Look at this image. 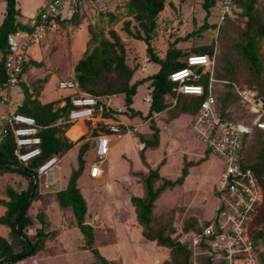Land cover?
I'll list each match as a JSON object with an SVG mask.
<instances>
[{
  "label": "rangeland",
  "instance_id": "1",
  "mask_svg": "<svg viewBox=\"0 0 264 264\" xmlns=\"http://www.w3.org/2000/svg\"><path fill=\"white\" fill-rule=\"evenodd\" d=\"M7 1L0 0V23L7 11ZM46 1L17 0L16 4L20 10L22 9L24 16H27L33 11L38 10L39 12L42 3ZM205 1L166 0L164 10L157 16V27L153 32L152 44L155 53L163 58L171 45L180 48L184 54L195 52L194 48L200 45H213V54H209L221 79H227L223 76L232 73V70L227 71L230 63L233 71L235 70L237 83L255 86L257 90L264 89V36L258 39V52L263 68L261 76H257L251 70L249 61L240 51V44L246 42L245 32L248 29V16L244 12V7L235 2L230 15L221 22L220 3L223 0H217L216 4L210 7L209 15L204 6ZM126 2L127 0H101L100 4L89 2L86 9L81 13L82 25L78 27V30L66 29L68 25L66 24L64 28L60 27L47 33L39 45L30 46L28 59L41 61L43 64L41 66L30 65L26 71L28 72L27 76L24 77L26 79L23 78V80L26 81L30 89H34L33 86L41 87L40 93H36L41 100L59 99L62 94L68 92L67 90L71 91L72 94L77 92L73 89L60 88L59 80L66 79L74 73V66L81 58L83 48L86 49L87 46V42L83 44V41H87L89 38L88 24L99 22L105 27L108 25L106 16H103V20L99 21L101 12L113 10L111 12L119 15L120 20L113 26V29L125 45L128 64L138 65L133 81L159 69L160 63L152 60L147 63L146 72L140 69L144 57H150V55L147 53L146 44L142 40L132 37L125 29V21H130L129 28L132 32L135 33L138 29L136 20L125 15ZM257 11L264 12V7L260 1L255 4L253 9V12ZM205 22L212 25L206 29H201ZM70 26L74 27L72 24ZM254 26L252 29H255ZM107 36L111 38L108 32ZM26 72H23V75ZM149 83L147 81L139 87L136 99L138 98L137 102L140 105L133 104V108L142 112L141 118L138 117L136 121L134 120L140 123L141 127L138 126L139 133L131 132L129 135L125 134L120 138L111 133L110 150L101 165L104 175L99 179L91 178L88 173L91 163L97 160L95 142L91 138L89 150L85 156V170L81 176V186L87 190L88 194L93 189L98 192L94 194L95 198L89 206L90 214L87 216L89 221L87 222L94 227L95 240L93 246L106 257L122 264H162L170 258L169 248L157 245L156 242L149 241L142 235V227L137 221L135 212H133L135 208L130 204L129 198L130 191L134 194H141L143 191L141 184L134 181L135 177L132 175L134 172L131 170L141 171L147 167L140 158V149L137 140L134 138L140 136L141 133L147 137L151 135L150 119L143 117L148 111L150 102L144 101L145 103H142L141 101L142 96L150 95ZM227 90V84L221 82L216 84L215 92L219 96L220 102H222L221 99ZM12 95L11 109H15L22 99V88L19 84L12 87ZM256 97L264 102V98L259 95V92ZM118 98L121 101L117 103L122 105L124 103L123 94H118ZM176 101L175 98L172 100V107ZM226 108L229 112L228 118L231 119L250 122L253 116L251 109L240 99H231V103ZM3 109L0 107V111ZM170 110L172 109L154 116L161 130V144L155 149H147L145 156L153 168L163 158H166L160 173L165 178L175 179L181 174L185 162L188 160L197 161L206 155V151L205 153L202 152V146H204L202 141L195 136L189 127L191 116L182 114L173 118L174 113ZM88 137L89 134L86 135L87 139ZM80 144L81 142L77 145ZM249 149L248 157L254 160L255 156L252 153L254 149ZM73 150L71 156L61 160L64 168L75 165L78 148ZM189 171L190 176L184 182L186 187L168 189L156 201L154 213L160 217L156 219L154 227L156 228L165 222L173 224L176 228V233L173 236H177L192 250L191 264H200L209 250L200 243V234L196 232L199 226L195 227L196 231L187 233L182 232V227L183 223L192 217L197 218L200 227L205 226V223L211 221L216 215V208L220 200L217 185L224 173V162L217 154L210 153L207 160L189 166ZM5 175H9V173ZM7 178L0 175V187L11 181ZM162 181V179L157 180L155 186H158ZM108 182L114 186V189L108 187ZM196 187L197 189H195ZM116 193L118 196H115ZM122 195L126 199H123ZM113 196L117 200H114ZM89 197L91 198V196ZM126 200L128 201L127 204ZM37 206L38 204H34L28 212L34 219V223L28 229V237L31 239L36 237V221L39 222V218L36 217L38 214ZM57 215L54 213V217ZM50 223L48 224L49 229L52 226ZM65 223L67 224V220ZM7 231L6 225L0 223V234L5 236ZM77 232L72 236L69 231H61L58 233L57 240L55 237L48 241L46 239L45 246L38 256H31L11 264H88L93 262L96 256L91 249L83 252L76 246L78 239L82 237V233L78 229ZM259 248L264 252V244H261ZM233 264H261L258 251L257 256L252 259L238 258L233 261Z\"/></svg>",
  "mask_w": 264,
  "mask_h": 264
},
{
  "label": "trees",
  "instance_id": "2",
  "mask_svg": "<svg viewBox=\"0 0 264 264\" xmlns=\"http://www.w3.org/2000/svg\"><path fill=\"white\" fill-rule=\"evenodd\" d=\"M17 0L7 1V11L5 17L0 24V85L6 79V60L9 53L8 36L15 33L20 29L31 30V26L23 24L18 20L20 14L19 8L16 7ZM101 0H87L85 1L76 15L68 22L74 27L81 26L82 16L81 13L86 9L85 6L89 2H98ZM217 0H206L204 3L205 9L210 13V7L216 4ZM262 0H234L241 4L245 9V14L248 16V29L245 32L246 42L241 43V53L249 61L250 68L257 76L262 73V60L258 52V39L264 36V12H253L255 4ZM111 3V2H110ZM109 3V4H110ZM221 4V3H220ZM233 4V6H234ZM166 0H127L125 3L126 16L132 17L138 23V29L134 33L130 30V21H125V29L132 37L142 40L146 44L147 53L150 55L152 61L160 63V68L153 74L144 76L140 79L133 81L134 73L138 67L137 64L130 65L127 62L126 48L121 40V37L113 29V26L120 20L119 15L114 12H101L99 19L103 20V16L107 17L108 25L105 27L99 22L88 24L89 38L87 40L86 49L83 51L81 58L74 66L73 76L63 79L69 81H76L79 88L67 87L62 89H73L75 92L82 91L94 96H104L107 94H123L124 105L127 107L124 113L120 116L128 120H135L142 116L140 110L133 108L134 96L136 95L140 85L149 81L151 101L145 119H150L151 135L139 136L140 142L144 146L140 149V158L145 165H147L148 172L137 171L135 174L140 177L139 182L143 185L142 196L132 195L130 200L135 208V215L141 228V233L149 241L156 242L157 245L164 246L170 249V258L165 260L162 264H191L192 250L186 243L181 242L177 236L176 228L173 224L165 222L161 225L154 227L155 221L158 217L155 212V204L158 198L168 189H172L178 185H182L188 175L189 166L201 163L208 159L210 152L206 151L204 157L197 161L188 160L182 167L181 174L175 178H165L161 175L160 169L166 162L163 158L159 164L153 168L148 165L145 151L147 149H155L160 145V128L154 119L155 113H160L169 109L174 113L173 118L182 114L195 116L201 101L205 95L197 96L194 94H179L176 98V93L173 90L174 83L170 79V73L175 69L181 68L186 64V57L191 53H210L213 54V45H200L194 48L195 52L184 54L180 48L173 45L169 46L166 51L165 57H159L153 48L152 37L153 32L157 27V16L164 10ZM233 9V8H232ZM86 13H89L86 10ZM80 16V17H79ZM254 24H256L254 26ZM212 24L205 22L201 29H206ZM254 26L255 29H252ZM108 30V31H107ZM254 31V32H253ZM108 34L111 36L109 38ZM184 55V56H183ZM43 63L36 60L26 59L23 64V72L29 69L30 65L41 66ZM232 70L231 74L224 75L231 82H237L235 77V70L233 71L232 65L229 63L228 72ZM215 75L219 77V73L215 70ZM209 74L202 75V83L207 84ZM220 78V77H219ZM22 88L21 102L11 109L13 95L9 102L1 104L0 107L4 109L0 111V115L5 112L21 113L31 116L36 119V122L43 127L40 129L42 137L40 155L32 158L27 165H22L18 162L17 156L14 153L15 139L13 132L9 129L0 141V174L15 173L22 175L28 179V189L17 192L12 187H8L9 199H0L1 204L6 207V211L0 216V223L6 225L8 228V235L3 236L0 234V264H11L18 260L37 255L45 246L46 239L52 235L53 232H46L44 227V218L41 214L40 221L42 226L37 228L36 239L32 240L28 237V229L34 223L33 219L28 214V209L34 199L38 189L37 177L38 167L45 161L53 156H63L68 152L76 141H72L66 135L72 123L57 124V120L61 117H67L72 105L70 103L71 97L76 94L69 90L61 95L59 99L43 101L40 96L36 94L38 86H33L30 89L26 81L22 78L17 85ZM228 85L226 94L222 97L221 101L216 94L219 107L220 116L228 118L229 112L226 108L231 99H238L239 96L232 91V85ZM248 86V85H247ZM248 87L255 88L249 85ZM259 95L264 98V89L257 90ZM171 98V99H170ZM176 103L172 107V100ZM66 103L61 106L63 101ZM57 105V106H56ZM141 118V117H140ZM134 121V122H135ZM143 122V121H142ZM3 122L0 118V129ZM95 132V130L93 131ZM136 133H139L136 132ZM85 137L80 138V140ZM246 143L244 150L249 153L253 148V155L255 159H248V165L255 171L259 182L263 188V202L259 212L250 226V236L253 241L255 253L259 254L261 264H264V252L260 250L261 244H264V134L260 130H254L252 135L246 136ZM90 142L84 141L81 144L77 154V167L74 168L69 177L67 188L56 193V198L61 207H71L74 213L75 222L84 236V248L91 249L95 253L96 259L88 264H122L115 262L109 257L103 255L96 247L93 246L95 240V232L92 224L86 222L87 202L77 186V180L80 177L85 166V156L89 150ZM162 179V183L155 186L156 181ZM33 193V194H32ZM32 194V195H31ZM220 204V200H219ZM216 208V215L205 226L200 227L199 221L196 217H192L183 223L182 232L194 231L196 226L198 234L203 233L204 228L215 221L220 206ZM200 243L208 248L209 253L204 257L200 264H229L228 258L225 253L218 258L216 251L213 249L212 243L215 241V234L209 236H202L199 238Z\"/></svg>",
  "mask_w": 264,
  "mask_h": 264
},
{
  "label": "built area",
  "instance_id": "3",
  "mask_svg": "<svg viewBox=\"0 0 264 264\" xmlns=\"http://www.w3.org/2000/svg\"><path fill=\"white\" fill-rule=\"evenodd\" d=\"M85 1L87 0H47L33 17L31 30L20 29L8 36L10 49L5 63L6 79L0 85L1 104L10 101L12 87L23 77V64L28 59L30 46L39 45L47 33L64 27ZM262 3L264 5V0ZM233 4L234 0L221 2V22L230 15ZM149 61L150 57L144 59L140 67L142 71H146V64ZM206 73L209 74L207 84L201 81L202 75ZM170 79L174 83L176 98L179 94L202 96L207 93L190 127L202 141L205 149L217 154L224 162V173L217 185L220 210L215 221L204 228L200 237L215 234L212 247L218 257L225 253L229 264H233L238 258L252 259L256 253L249 231L263 202V189L255 171L248 165L249 157L244 145L247 142L246 136L252 135L254 130H260L264 134V102L257 99V90L216 76L214 62L209 53L189 54L185 66L172 71ZM218 82L231 83L232 91L253 113L250 122L220 116L215 92ZM60 83L63 88H79L76 81L61 80ZM142 99L149 103L151 96L146 94ZM117 100H119L117 94L94 96L78 91L70 99L72 107L67 117H61L56 122L66 124L87 120L97 131L95 155L98 160L89 167V174L93 178H99L103 173L101 164L110 150L111 133L120 138L139 129L138 125L129 124L120 117L127 107L118 104ZM65 103L64 100L60 105L63 106ZM0 118L3 122L0 141L11 129L15 139L14 153L20 164L27 165L32 158L41 154L40 129L43 126L38 124L35 118L9 111L3 112ZM57 163V156L45 161L38 167V176L54 169Z\"/></svg>",
  "mask_w": 264,
  "mask_h": 264
},
{
  "label": "crops",
  "instance_id": "4",
  "mask_svg": "<svg viewBox=\"0 0 264 264\" xmlns=\"http://www.w3.org/2000/svg\"><path fill=\"white\" fill-rule=\"evenodd\" d=\"M43 4V3H42ZM16 7H18V5L16 4ZM87 6H85L86 8ZM20 10V8H19ZM38 13V10L36 11H33L31 13H29L27 16H24V13L22 11V9L20 10V14L18 15V20L21 21L23 24H28L30 25L32 20H33V17ZM1 24V23H0ZM68 25L66 26L67 28L66 29H71L73 28L75 31L78 30L79 28L76 26V27H71L69 22L67 23ZM82 25V24H81ZM64 28V27H63ZM88 40V39H87ZM85 42L87 41H83V44H85ZM85 48H83L82 50V53L84 51ZM147 55V54H146ZM82 56V54H81ZM32 57V56H31ZM147 56L144 57V59L146 58ZM165 57V56H164ZM143 59V60H144ZM151 61V59H150ZM149 61V62H150ZM148 63V62H147ZM160 68V67H159ZM27 71V70H26ZM25 71V72H26ZM146 71H147V64H146ZM145 71V72H146ZM27 73H24L22 79L24 77L27 76ZM155 73V72H154ZM153 74V73H152ZM147 75H150V74H146ZM73 76V74H72ZM26 79V78H24ZM62 80V79H60ZM59 80V81H60ZM41 87H39L37 90H36V93L38 92V94L40 93V89ZM139 90V88H138ZM145 91V89H144ZM143 91V93H144ZM142 93V94H143ZM137 94H138V91L136 93V95L134 96V105H140L138 102H137ZM144 95V94H143ZM143 97V96H142ZM140 98V97H139ZM136 99V101H135ZM140 100V99H139ZM121 101V99L118 100V103ZM142 103H145L142 99H141ZM149 109V107H148ZM164 112V111H163ZM162 112L160 113H155L154 116H158L159 114H161ZM194 117V116H193ZM193 117L191 118L190 122L192 121ZM126 121L129 122V124H136L138 126H140V123H137V122H131L132 120H128L126 118H124ZM88 123V124H87ZM67 124V123H66ZM81 128V130H79V128ZM141 127V126H140ZM189 127H190V123H189ZM191 129V127H190ZM95 129L91 127V124L89 125V121L87 120H78L76 122H73L72 123V126L69 128V130L67 131L66 135L69 139H71L72 141H76V144L74 145V147H72L68 152H66L63 156H60L58 157V163L57 165L55 166L54 169L50 170L49 172L47 173H44L42 174L41 176H38L37 177V183H38V189H37V192L34 196V199L30 205L33 206L34 204H38L37 206V218H39V222H37V225L36 227H40L42 226V223L40 221V215L43 214V218H44V227H45V231L46 232H53L52 235H50L48 238H47V241L53 237L56 238V240L58 239V233L61 232V231H69L70 234L73 236V234H75L77 232V229L80 231L79 227L77 226L76 222H75V217H74V213H73V210L71 209V207H61L57 198H56V193L61 191V190H64L67 188V185H68V181H69V177L71 175V172L74 168L77 167V160L75 162V165L70 167L69 168H64V166H62L61 164V160L64 159V158H68L69 156L72 155V153L74 152V148H78L79 150V147L81 146L82 143H84V140L86 139L87 141H91V138L94 140L95 142V147H96V143H97V131L95 130V132H93ZM192 130V129H191ZM139 131V129H138ZM137 131V132H138ZM192 132L194 133V131L192 130ZM131 133V132H130ZM130 133H127V135H129ZM161 133V132H160ZM89 134V137L88 139L86 138V135ZM195 134V133H194ZM196 136V134H195ZM82 137H85L84 139L80 140V138ZM135 140H137V143H138V148L141 149L144 145V144H139L141 143L140 142V139H139V136H137L136 138H134ZM83 141V142H82ZM81 144L78 146L77 144L80 143ZM160 144H161V141H160ZM142 146V147H141ZM140 151V150H139ZM205 151H207L205 149L204 146H202V152L205 153ZM78 154V152H77ZM140 155V154H139ZM75 157V156H74ZM75 160V159H74ZM86 160V159H85ZM98 160V159H97ZM96 160V161H97ZM94 161V162H96ZM148 161V160H147ZM94 162H92L91 164H93ZM103 164V162H102ZM101 164V165H102ZM159 164V163H158ZM148 165L150 167H152L149 162H148ZM102 169V168H101ZM147 167H145V169H142L143 171L147 172ZM85 170V168H84ZM84 170L82 171L80 177L78 178L77 180V186L79 187L80 189V192L81 194L83 195V197L86 199V202H87V214H86V222L88 221V218L87 216H89V206L90 204L93 202V199L95 198L94 194L95 193H98L96 192V190H91L89 191L90 194L87 193V190L82 188L81 186V176L84 172ZM103 171V169H102ZM137 170H131V172H134V174H132L134 177H135V182L141 184L142 188H143V185L141 182H139V179L140 177L137 176L135 173H136ZM88 173H89V170H88ZM7 173H4L2 174V176L5 178V177H8L11 181L6 183V184H3L1 187H0V199H9L8 197V191H7V188L8 187H12L14 190H16L17 192H21L22 190H26L28 189V179H26L25 177H23L22 175H19V174H15V173H9V175H5ZM1 175V174H0ZM90 175V174H89ZM104 175V172L101 174V176L99 178H102V176ZM190 176V171L186 177V179ZM91 177V176H90ZM7 178V179H8ZM93 178V177H91ZM99 178H94V179H99ZM185 182V181H184ZM108 187L111 188V189H114V186L108 182ZM176 187H186L184 185V183L182 185H178ZM197 189V187L195 188ZM33 194V193H32ZM31 194V195H32ZM144 194V192L142 191L141 194H134V192L132 193L130 191V195H129V198H131L132 195H139V196H142ZM91 196V198L89 197ZM115 196H118L117 193L115 194ZM115 196H113L112 198L114 200H117V198H114ZM123 196V195H122ZM123 199H126L125 196H123ZM90 203H89V202ZM128 203V201L126 200V204ZM130 204L132 205L131 203V200H130ZM94 205V203H93ZM92 205V206H93ZM29 207V209H30ZM128 207V206H127ZM133 207V205H132ZM29 209H28V212H29ZM6 211V207L1 204L0 202V216L3 215ZM135 212V211H133ZM48 216H46V214ZM54 213L58 214L57 217H54ZM29 214V213H28ZM32 218V216H30ZM33 219V218H32ZM67 220V224L65 223ZM33 222H34V219H33ZM51 222V223H50ZM89 222V221H88ZM52 224L51 226V229H49V225L48 224ZM55 224V225H54ZM54 227V228H53ZM37 228H36V233H37ZM96 231V230H95ZM29 233V232H27ZM78 235H79V232H77ZM8 235V231H7V234H5V236ZM36 239V237H35ZM34 240V239H32ZM84 236L82 234V237L81 239L79 238L78 239V242L76 244V246H78V249L80 251H83V252H87L88 249H85L84 248ZM40 253V252H39ZM39 253L37 255H34V256H38ZM104 255V254H103ZM36 263V262H35Z\"/></svg>",
  "mask_w": 264,
  "mask_h": 264
},
{
  "label": "bare ground",
  "instance_id": "5",
  "mask_svg": "<svg viewBox=\"0 0 264 264\" xmlns=\"http://www.w3.org/2000/svg\"><path fill=\"white\" fill-rule=\"evenodd\" d=\"M63 125V124H62ZM79 128V127H78ZM79 130H81V128H79Z\"/></svg>",
  "mask_w": 264,
  "mask_h": 264
}]
</instances>
